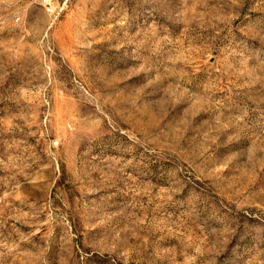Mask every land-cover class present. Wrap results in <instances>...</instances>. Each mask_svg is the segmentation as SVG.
I'll list each match as a JSON object with an SVG mask.
<instances>
[{
    "label": "rangeland",
    "instance_id": "374dc122",
    "mask_svg": "<svg viewBox=\"0 0 264 264\" xmlns=\"http://www.w3.org/2000/svg\"><path fill=\"white\" fill-rule=\"evenodd\" d=\"M0 264H264V0H0Z\"/></svg>",
    "mask_w": 264,
    "mask_h": 264
},
{
    "label": "built area",
    "instance_id": "2783aa9c",
    "mask_svg": "<svg viewBox=\"0 0 264 264\" xmlns=\"http://www.w3.org/2000/svg\"><path fill=\"white\" fill-rule=\"evenodd\" d=\"M42 4L47 5L50 3V0H41Z\"/></svg>",
    "mask_w": 264,
    "mask_h": 264
}]
</instances>
